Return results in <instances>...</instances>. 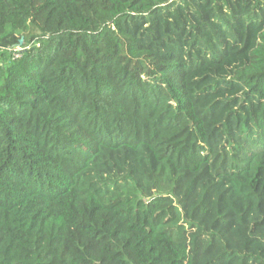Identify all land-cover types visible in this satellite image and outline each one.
<instances>
[{"label": "trees", "instance_id": "obj_1", "mask_svg": "<svg viewBox=\"0 0 264 264\" xmlns=\"http://www.w3.org/2000/svg\"><path fill=\"white\" fill-rule=\"evenodd\" d=\"M0 264H264V0H0Z\"/></svg>", "mask_w": 264, "mask_h": 264}, {"label": "water", "instance_id": "obj_2", "mask_svg": "<svg viewBox=\"0 0 264 264\" xmlns=\"http://www.w3.org/2000/svg\"><path fill=\"white\" fill-rule=\"evenodd\" d=\"M21 44H23V40H21Z\"/></svg>", "mask_w": 264, "mask_h": 264}]
</instances>
